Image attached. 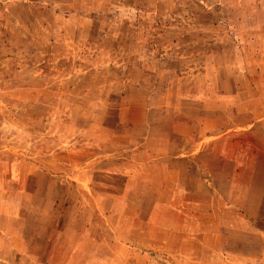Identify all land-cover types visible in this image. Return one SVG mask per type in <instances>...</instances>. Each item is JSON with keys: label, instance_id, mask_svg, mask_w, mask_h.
<instances>
[{"label": "rangeland", "instance_id": "obj_1", "mask_svg": "<svg viewBox=\"0 0 264 264\" xmlns=\"http://www.w3.org/2000/svg\"><path fill=\"white\" fill-rule=\"evenodd\" d=\"M0 264H264V0H0Z\"/></svg>", "mask_w": 264, "mask_h": 264}]
</instances>
